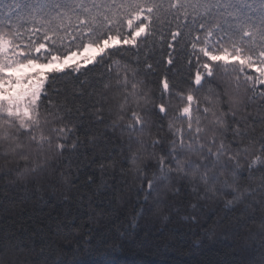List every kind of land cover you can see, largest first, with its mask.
Listing matches in <instances>:
<instances>
[{"label":"snow or ice","instance_id":"snow-or-ice-1","mask_svg":"<svg viewBox=\"0 0 264 264\" xmlns=\"http://www.w3.org/2000/svg\"><path fill=\"white\" fill-rule=\"evenodd\" d=\"M20 186L59 191L80 246L123 198L264 239V0H0V202ZM25 239L0 228V264H66Z\"/></svg>","mask_w":264,"mask_h":264},{"label":"trees","instance_id":"trees-1","mask_svg":"<svg viewBox=\"0 0 264 264\" xmlns=\"http://www.w3.org/2000/svg\"><path fill=\"white\" fill-rule=\"evenodd\" d=\"M246 2L259 5L260 0ZM59 197V191L54 193L46 187L25 191L20 186L11 188L7 199L0 202V228L22 227L24 243L35 249L18 253V260L49 257L66 264H256L264 255V239L258 224L237 235L214 226L190 227L180 217L164 222L158 215L141 214L133 222L134 198L119 199L114 211L96 225L84 221L86 228L101 229L109 238L107 244L80 246L76 240L64 239V233L58 234ZM4 207L8 212L3 211ZM226 213L230 218L235 215L217 202L209 201L201 223H208L209 217L215 222ZM75 232L82 238L79 229Z\"/></svg>","mask_w":264,"mask_h":264}]
</instances>
